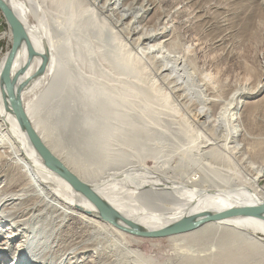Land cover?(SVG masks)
Returning <instances> with one entry per match:
<instances>
[{
    "label": "bare ground",
    "instance_id": "obj_1",
    "mask_svg": "<svg viewBox=\"0 0 264 264\" xmlns=\"http://www.w3.org/2000/svg\"><path fill=\"white\" fill-rule=\"evenodd\" d=\"M3 1L34 50L30 57L22 43L9 77L25 84L31 124L122 217L152 233L264 204V154L258 165L252 156L260 139L252 104L264 82L225 92L211 76L224 58L264 41V29H245L249 15L236 0ZM213 28L221 32L212 42L218 60L205 45ZM7 48L0 56V264H264V217L157 238L171 245L162 263L136 250L154 248V238L105 221L31 144L2 79Z\"/></svg>",
    "mask_w": 264,
    "mask_h": 264
},
{
    "label": "water",
    "instance_id": "obj_2",
    "mask_svg": "<svg viewBox=\"0 0 264 264\" xmlns=\"http://www.w3.org/2000/svg\"><path fill=\"white\" fill-rule=\"evenodd\" d=\"M0 11L2 12L9 26L13 37L12 47L10 50L6 67L3 72L2 79L9 86L11 98L14 105V110L17 114V119L20 125L22 126L24 132L26 133L28 139L30 140L31 144L37 150V152L39 153L45 164L52 170L58 172L75 189L83 192L97 207L100 215L105 221L113 225H117L121 223L123 225L122 229L133 236L157 239V238H166L170 236L186 234L191 231L200 229L201 227H203L208 223L218 220L236 218L241 216L264 217V204H263L259 207H254V208L231 209L220 214L205 217L202 220L196 222H187V219L181 220L180 222L176 223L175 225L169 228L152 233L143 232L139 230V228L134 223L122 217L112 207L107 205L99 196H97V194H95L93 190L91 191L74 174H72L67 170V168H65V166L48 149V147L45 145V143L38 135L33 125L31 124L21 99V92L25 84L17 86L16 84L10 82L9 77L15 57L22 43L25 42L27 44L30 57L34 55V50L31 44L28 42L27 34L25 32L22 23L15 16L9 5L5 3L3 0H0ZM47 64H48V58L45 56L42 57V65L38 71V74H43L45 72Z\"/></svg>",
    "mask_w": 264,
    "mask_h": 264
},
{
    "label": "rangeland",
    "instance_id": "obj_3",
    "mask_svg": "<svg viewBox=\"0 0 264 264\" xmlns=\"http://www.w3.org/2000/svg\"><path fill=\"white\" fill-rule=\"evenodd\" d=\"M229 1L230 0H201V3H203L202 5L210 6V4L214 2L226 4ZM262 1L263 0H236V8L240 10V12H244L245 15H249V19L245 23V29L247 31L255 28L256 31L260 32L264 29V2ZM160 5L162 6L163 2L160 3ZM198 5L200 6V4ZM212 30L213 33L210 31L209 37L206 38L205 45L211 49L208 51V57H214V59L218 60L223 58V56L221 55L220 47L212 44V42H214V38L215 41L219 38L221 32L218 28H213ZM11 46L10 44L7 49L11 48ZM263 46L264 41H261V45L259 44L256 50L253 46L247 47L243 50L241 57L238 59L236 57H231L225 60L224 58L220 62L218 68L211 72V76L218 79L219 82L224 85L225 92H233L242 87H252L258 84L263 85L264 80L262 71L264 69V57H260L263 52ZM5 51L6 49L0 53V56ZM226 85L228 86L227 88ZM228 89L231 90L229 91ZM262 95L257 102L252 104L255 110L253 117L255 122L252 125L254 127L253 132L260 137L259 140H255L253 143L254 148H257L256 154L252 155L254 162L257 163L256 165L261 163L259 151L262 152V155L264 154V91ZM226 98H229V95H226ZM148 164H151L150 161H148ZM260 183L264 184V177L261 179ZM150 242L155 244L154 248L150 244L145 243L136 250L151 257L157 263L165 262L169 257L168 254L171 253V245L167 244L166 239H154L150 240Z\"/></svg>",
    "mask_w": 264,
    "mask_h": 264
},
{
    "label": "built area",
    "instance_id": "obj_4",
    "mask_svg": "<svg viewBox=\"0 0 264 264\" xmlns=\"http://www.w3.org/2000/svg\"><path fill=\"white\" fill-rule=\"evenodd\" d=\"M11 37V30L0 11V52L9 46Z\"/></svg>",
    "mask_w": 264,
    "mask_h": 264
}]
</instances>
